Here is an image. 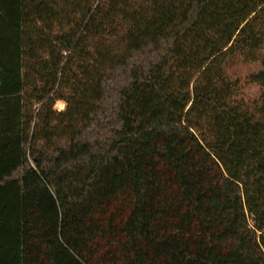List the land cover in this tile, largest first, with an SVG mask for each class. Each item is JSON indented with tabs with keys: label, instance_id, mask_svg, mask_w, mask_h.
Listing matches in <instances>:
<instances>
[{
	"label": "trees",
	"instance_id": "trees-1",
	"mask_svg": "<svg viewBox=\"0 0 264 264\" xmlns=\"http://www.w3.org/2000/svg\"><path fill=\"white\" fill-rule=\"evenodd\" d=\"M0 264H264V0H0Z\"/></svg>",
	"mask_w": 264,
	"mask_h": 264
},
{
	"label": "rangeland",
	"instance_id": "rangeland-1",
	"mask_svg": "<svg viewBox=\"0 0 264 264\" xmlns=\"http://www.w3.org/2000/svg\"><path fill=\"white\" fill-rule=\"evenodd\" d=\"M260 62L247 61L243 57L232 59L227 64V73L239 83L240 90L236 97L244 107L257 111L261 103L262 87L251 80V75L261 70ZM66 102L58 100L56 108H66Z\"/></svg>",
	"mask_w": 264,
	"mask_h": 264
}]
</instances>
